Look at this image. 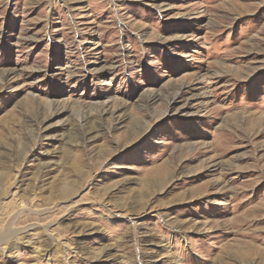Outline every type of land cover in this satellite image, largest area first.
I'll use <instances>...</instances> for the list:
<instances>
[{
  "label": "rangeland",
  "instance_id": "374dc122",
  "mask_svg": "<svg viewBox=\"0 0 264 264\" xmlns=\"http://www.w3.org/2000/svg\"><path fill=\"white\" fill-rule=\"evenodd\" d=\"M0 264H264V0H0Z\"/></svg>",
  "mask_w": 264,
  "mask_h": 264
}]
</instances>
